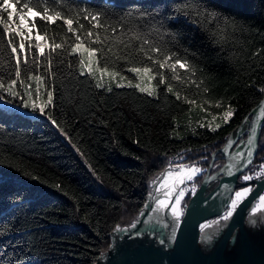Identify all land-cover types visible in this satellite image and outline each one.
Listing matches in <instances>:
<instances>
[{
    "label": "trees",
    "instance_id": "1",
    "mask_svg": "<svg viewBox=\"0 0 264 264\" xmlns=\"http://www.w3.org/2000/svg\"><path fill=\"white\" fill-rule=\"evenodd\" d=\"M24 2L27 0H21L16 8L23 10ZM32 3L65 16L81 9L100 13L107 32L93 29L91 18L76 19L85 25L82 31H98L101 38L112 35L113 25L117 34L121 26L131 28L133 22L122 20L129 11L154 14L163 20V27H156L166 35H157L151 25H142V38L133 40V47L139 48L145 40L165 44L198 69L188 83L183 82L190 75L187 69H178L181 80H172L171 71L161 69L166 83L157 86V95L148 96L135 87H113L111 92L96 87L92 75H80L77 53L54 55L55 77L46 73L40 58L32 74L46 76L53 84L54 106L47 110L68 137L46 117L33 119L26 110L0 103V159L5 161L0 165V264H95L110 249L116 226L129 227L139 218L148 203L152 181L168 166L183 162L202 165L205 171L195 179L198 189L212 153L226 143L264 96L260 91L264 89V0ZM213 12L217 13L215 18ZM224 17L238 30L229 29L230 38L217 43L219 37L213 33L225 26ZM36 26L48 34L49 43L52 39L66 41L68 47L74 40L63 21L49 24L36 18ZM8 38L0 33L5 44ZM109 44L114 51L122 47L114 37L105 47ZM143 46L147 50V44ZM9 52L5 47L0 53V75L5 77L13 71ZM98 64L105 66L102 58ZM107 66L126 72L130 65L118 61L115 67L111 63ZM21 71L23 77V66ZM158 80L159 76L154 80L156 85ZM167 83L172 84L173 93L167 92ZM217 101L236 109L229 124L216 132L198 126L182 137L175 134L177 118L194 106L209 114L222 112L215 107ZM218 162L224 161L220 158ZM10 165H19V169ZM24 171L39 179L25 177ZM192 195L190 191L186 195L185 209Z\"/></svg>",
    "mask_w": 264,
    "mask_h": 264
},
{
    "label": "snow or ice",
    "instance_id": "2",
    "mask_svg": "<svg viewBox=\"0 0 264 264\" xmlns=\"http://www.w3.org/2000/svg\"><path fill=\"white\" fill-rule=\"evenodd\" d=\"M20 3L21 0H0V25H2L0 33L10 37L6 40V44L0 39V53L4 52L5 47L9 48V56L13 62V71L7 77L0 75V103L11 105L15 109L26 110L25 114L31 116L33 119L46 117L51 125L58 129L65 137H68V133L60 126L52 112L47 110L54 106L53 93L55 88L53 84L47 81L46 76L32 74V68L34 66H39L40 58L44 59L46 73L55 77L56 72L53 71L54 55H63L64 52H67L69 55L79 53L78 68L80 75L88 74L95 76L98 72L99 80H97L96 83V87L98 88L105 87V84L100 82L104 79L105 74L113 80L118 76L121 81L127 79L126 76L118 71H109L107 66L111 63L113 67H115L118 61H124L130 65L125 71L134 74L135 78L140 81L133 85L131 80H129L128 86H134L141 93H147L148 96H155L156 87L166 83L165 76L163 72L160 71L161 69L167 68L170 70L172 73V80H181L182 77L178 73V69H187L190 75L187 80L183 81L184 83H188L189 80H191V76L198 72L194 64H191L187 59H182L177 56L175 52H171L165 44L148 42L145 40L143 44H147V50L144 49L143 44L139 48L133 47V40H140L142 38L143 34L139 30L142 25H151L153 33L160 36L166 35V33L160 31V28L156 27V24L163 27V20H158L154 14L136 10L129 11L122 17V20L127 19L129 22H133L131 28L125 30V28L121 26L119 34H117L116 26L113 25L111 26L112 35H106L101 38L100 32L98 31H82L85 29V25L76 19L77 16H82L85 20L91 18L93 29H101L104 28V21L101 20L100 13H92L87 9H81L73 16H65L62 12L52 11L47 6L39 8L38 5L32 3V0L24 2L23 10H19L16 8V5ZM4 13H7L6 17L3 15ZM14 16L18 19H14ZM211 16L215 18L217 14L213 12ZM36 18L49 24L63 21V25L66 26V32L71 33L74 40L68 47L65 46L67 43L66 41L57 43L52 39V42L49 43L50 37L48 34L46 32L42 34L41 31L37 29ZM136 21H139V23H135ZM74 23L76 25L75 27ZM224 24L227 27L230 22L224 21ZM104 31L107 32L108 29L104 28ZM113 37L118 44L122 45V47L118 48L116 51L113 50L110 44L105 47V42L112 40ZM124 37H127V39ZM173 39H175L174 35ZM93 44L97 46L94 47L92 46ZM58 50L63 51L61 52ZM141 52H143V57L140 56ZM98 53H100V57H98ZM101 58L105 66L103 68H94V65H97ZM60 63L62 64L64 61L61 60ZM22 66L25 69L23 77L21 71ZM69 67H71V64H69ZM153 67H156L155 73L153 72ZM157 76H159L157 85H153L152 81L156 80ZM33 82H35V88H33ZM145 82H147V86H142ZM117 86L123 87V84L118 83ZM166 90L168 93H173V86L171 83L166 84ZM42 91L46 93V100H43V102H41L40 99ZM107 91L111 92V87H108ZM204 91L207 92L208 89L205 88ZM260 91L264 92V89ZM175 96L177 100L181 98L179 92H176ZM187 103L193 104L195 101L187 100ZM215 107L223 109L222 112L218 114L219 119L223 124H229L236 113V109L232 107L230 103L224 104L222 101H217ZM259 111L260 115L264 116V107L260 108ZM216 118V116H213V120H216ZM204 126L205 125H201V127ZM206 126L209 127L212 132H216L222 125L221 123H216L215 126H212L211 122H209ZM236 132L240 134L239 139L236 138ZM245 133L247 134L246 140L243 138ZM257 141L258 136L255 122L249 125L248 121L245 120L237 130H234V134L228 139L227 145L222 149V154L231 161V163L224 168V173L229 176H234L248 169L249 166H253L256 149L258 147ZM69 142L71 143L70 139ZM73 147L75 148L76 145L73 144ZM206 148L207 146H205V149ZM76 150L77 152L80 151L78 148ZM81 155H83V153H81ZM181 155H183V153H181ZM4 163L5 161L0 159V165ZM10 166L19 169V165ZM204 171L205 169L201 167L199 163L179 165V171H177L176 175L180 183L185 184V182H192L191 188L185 186L173 191L170 187L165 192V199H159L157 197L154 209L151 208L150 205L145 204L140 215H146V210H151L156 213L163 212L166 209L170 210L173 217L170 237L174 240L177 226L180 223V217L183 214V210L179 209L181 201L187 192L190 191L192 194L196 193L195 178L199 174L204 173ZM22 174L33 180L39 179L38 176H34L27 171H24ZM172 174V169L170 168L168 175ZM242 180L244 182L264 180V162L256 166L252 174H243ZM53 187L57 189L60 188L59 185H53ZM225 189L230 190L228 185H225ZM252 191L253 189L247 186L242 187L240 190H236L234 192L235 198L229 197L230 205L225 206L226 210L220 220L201 225L202 232L206 229H212V231L205 234V240L210 241L213 238L215 232L223 226L222 222L229 221L240 202ZM169 197L173 199L170 201L168 199ZM260 201L264 203V196L260 197ZM142 222L143 221L137 218L127 229L117 225L114 231L120 234L127 232L131 235L132 231L135 230V234L139 236L140 233L137 225ZM160 243L164 244L165 240L162 239Z\"/></svg>",
    "mask_w": 264,
    "mask_h": 264
},
{
    "label": "water",
    "instance_id": "3",
    "mask_svg": "<svg viewBox=\"0 0 264 264\" xmlns=\"http://www.w3.org/2000/svg\"><path fill=\"white\" fill-rule=\"evenodd\" d=\"M262 107H264V96L243 120V122L247 120L249 125L253 122L256 124L258 147L254 160L258 155L264 128V116H261L259 111ZM232 135L233 133L229 138ZM235 135L237 139L240 138L239 132ZM227 141L212 153L206 174L186 206L174 241L159 237L152 231L140 233L139 236L135 234V230L131 235L127 232L120 234L114 231L110 249L95 264H264V237L259 233L249 234L245 226L246 214L250 205L264 191V180L241 184L239 179L247 169L234 176L224 173V168L231 163L230 159L222 154ZM220 158L224 160V164L214 171V164ZM216 181L217 184L208 190ZM240 184L244 186L255 184V187L240 202L216 243L213 246H200L202 233L200 225L224 213L225 206L230 205L229 197L233 198ZM225 185H228L230 190H226ZM236 231L239 232L240 241L228 247ZM162 239L165 240L164 244L160 243Z\"/></svg>",
    "mask_w": 264,
    "mask_h": 264
},
{
    "label": "rangeland",
    "instance_id": "4",
    "mask_svg": "<svg viewBox=\"0 0 264 264\" xmlns=\"http://www.w3.org/2000/svg\"><path fill=\"white\" fill-rule=\"evenodd\" d=\"M14 19H18V18L14 16ZM77 54H79V53H77ZM96 67L103 68L99 64L94 65V68H96ZM109 71H118L122 75L126 76L127 79L121 81L120 77L118 76L113 80L112 78L108 77L107 74H105L104 79L100 82L105 84L104 88H106V89L108 87H111V88L118 87L117 86L118 83L123 84V87H129L128 86L129 80H131L133 85L140 82L137 78H135L134 74H132V73L123 72V71H120V70H117L114 68H109ZM93 77L95 78V81L97 83V80H99V73L97 72L96 75ZM152 84L156 85L155 81H152ZM35 86H36L35 82H33V88H35ZM142 86H147V82H145L144 85H142ZM34 95H35V93H34ZM156 95H157V87H156ZM40 99H41V102H43V100H46V93L45 92L42 91ZM213 116L217 117L216 120H213ZM209 122H211L212 126H215L216 123H221V125H223L222 121L219 119L218 114H209L207 112H203L200 107L194 106L191 109H189L187 112L182 114L180 117L177 118L176 124H177L178 128L176 129L175 134L178 137H182L183 135H186V133L191 132L193 129H195L198 126L208 125ZM263 137H264V128L262 130V135H261V139H260V146L264 145ZM243 138L244 139L246 138V134L244 135ZM260 146H259V151H260ZM259 151H258V155L256 156V158L259 157ZM260 155H262V153ZM256 158H255V160H256ZM218 161H219V159L216 161L217 163L215 162L216 165L214 164V168H213L214 171L219 169L224 164V162H218ZM181 164L191 165V163L189 164V163H184V162L183 163H177V164H171L160 175H158L152 181L151 194L149 196V200L147 203L148 205L151 206V208H153V209L155 208L157 197L159 199H165V192L170 187L172 188L173 191H176V190H178V188H182L185 186L191 188L192 182H185V184H181L179 178L176 175L177 171H179V165H181ZM200 166L203 167L202 165H200ZM170 168L172 169V173H173L172 175H168V171ZM248 174H252V172L248 173ZM200 175L201 174H199L198 176H200ZM215 185H216V182H213L210 186V189ZM247 187H251V186H247ZM187 194H188V192L185 194L184 198L181 201V205L179 206V209L183 210V214L180 217V221H181V219L184 215V212H185V202L184 201H185ZM261 196H264V191L250 205V207L247 211V214H246L245 223H246V229L250 234L259 233L260 236L264 237V203H261V201H260ZM234 198L235 197L233 196V199ZM168 199L171 201L173 198L169 197ZM221 216L210 219V220L206 221L205 223H203L202 225L208 224V223L215 221V220H220ZM230 219H229V221H230ZM139 220L143 221L142 223H139L137 225V227L139 229V233L152 231L156 235H158L159 237L167 238V239L174 241L170 237V234L172 231L171 225L173 222V217L170 213V210L166 209L165 211L160 212V213H156V212L151 211V210H146V215H144V216L140 215ZM229 221L222 222L223 226L220 227L215 232V235L213 236V238L210 241L205 240L204 236L207 232L212 231V229H206L204 232H202V230H201L202 233L200 236V246H204V245L213 246L216 243V241L222 236V234L225 231ZM178 226H177V229H178ZM124 228H128V227H124ZM177 229H176V231H177ZM239 241H240L239 232L236 231V233L233 235L232 239L230 240L228 247L233 246L234 244H236Z\"/></svg>",
    "mask_w": 264,
    "mask_h": 264
},
{
    "label": "clouds",
    "instance_id": "5",
    "mask_svg": "<svg viewBox=\"0 0 264 264\" xmlns=\"http://www.w3.org/2000/svg\"><path fill=\"white\" fill-rule=\"evenodd\" d=\"M223 19H224V21H228L227 17H224ZM229 29L238 30L236 28V25H234V24H229L227 27L224 26V27H218L217 28V30L213 33V35H216L219 37V40L217 41V43H219L221 41H227L230 38Z\"/></svg>",
    "mask_w": 264,
    "mask_h": 264
},
{
    "label": "flooded vegetation",
    "instance_id": "6",
    "mask_svg": "<svg viewBox=\"0 0 264 264\" xmlns=\"http://www.w3.org/2000/svg\"><path fill=\"white\" fill-rule=\"evenodd\" d=\"M260 150L262 151V157H257L256 160L254 161V164L253 166H250L249 169H247L245 171V173L243 174H248V173H251L254 171L255 167L258 166L260 163L264 162V145H261L260 146ZM242 174V175H243ZM242 175L240 177V183H245L243 180H242ZM254 181V180H253ZM247 183V182H246ZM239 185L238 189L237 190H240L242 187H244V185ZM246 186H251V188L253 189L255 187V184H250V185H246ZM245 226H246V223H245ZM250 234V233H249Z\"/></svg>",
    "mask_w": 264,
    "mask_h": 264
},
{
    "label": "bare ground",
    "instance_id": "7",
    "mask_svg": "<svg viewBox=\"0 0 264 264\" xmlns=\"http://www.w3.org/2000/svg\"><path fill=\"white\" fill-rule=\"evenodd\" d=\"M248 169H249V168H248ZM216 182H217V181H216ZM208 190H210V187L208 188ZM204 223H205V222H204ZM202 224H203V223H202ZM202 224H201V225H202ZM201 225H200V227H201ZM235 233H236V232H235ZM200 236H201V235H200Z\"/></svg>",
    "mask_w": 264,
    "mask_h": 264
}]
</instances>
